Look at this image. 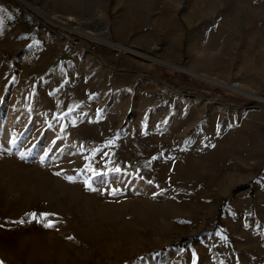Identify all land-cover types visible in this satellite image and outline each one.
I'll use <instances>...</instances> for the list:
<instances>
[{
    "label": "rangeland",
    "instance_id": "obj_1",
    "mask_svg": "<svg viewBox=\"0 0 264 264\" xmlns=\"http://www.w3.org/2000/svg\"><path fill=\"white\" fill-rule=\"evenodd\" d=\"M252 96L264 0H0V264H264Z\"/></svg>",
    "mask_w": 264,
    "mask_h": 264
},
{
    "label": "snow or ice",
    "instance_id": "obj_2",
    "mask_svg": "<svg viewBox=\"0 0 264 264\" xmlns=\"http://www.w3.org/2000/svg\"><path fill=\"white\" fill-rule=\"evenodd\" d=\"M20 157H21V159H24L25 158V154L24 153H20ZM57 175H59V173H57ZM68 179L72 180L73 178L69 177ZM41 215L47 220V217H49L50 215H54V214L42 213ZM33 218H35V214H33ZM44 226L45 227H49V228H53V227H55V222L53 220H47V222L44 224Z\"/></svg>",
    "mask_w": 264,
    "mask_h": 264
},
{
    "label": "water",
    "instance_id": "obj_3",
    "mask_svg": "<svg viewBox=\"0 0 264 264\" xmlns=\"http://www.w3.org/2000/svg\"><path fill=\"white\" fill-rule=\"evenodd\" d=\"M102 42H104V43H106L107 41H102ZM108 43V42H107ZM109 44H111V46H114V47H116V48H120V49H122V50H125V51H127V49L124 47V46H121V45H118V44H114V43H109ZM158 61V60H157ZM160 63H162V64H164L163 62H161V61H159ZM166 66H169V67H171V68H174V69H177V70H179V71H183V72H185V73H189L190 74V72L189 71H187V70H185V69H183V68H180V67H176V66H173V65H169V64H165ZM254 99H256V100H259V96H252Z\"/></svg>",
    "mask_w": 264,
    "mask_h": 264
},
{
    "label": "bare ground",
    "instance_id": "obj_4",
    "mask_svg": "<svg viewBox=\"0 0 264 264\" xmlns=\"http://www.w3.org/2000/svg\"><path fill=\"white\" fill-rule=\"evenodd\" d=\"M107 42H108V41H107ZM259 100L262 101V102H264V99H262V97H259Z\"/></svg>",
    "mask_w": 264,
    "mask_h": 264
}]
</instances>
